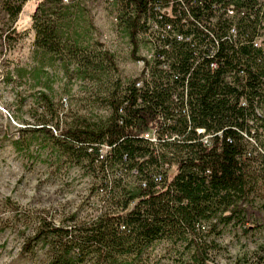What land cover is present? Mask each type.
Wrapping results in <instances>:
<instances>
[{"label":"trees","instance_id":"obj_1","mask_svg":"<svg viewBox=\"0 0 264 264\" xmlns=\"http://www.w3.org/2000/svg\"><path fill=\"white\" fill-rule=\"evenodd\" d=\"M25 1L0 0V9L14 22ZM33 1L35 48L89 81L107 112L76 117L54 138L60 156L93 177L92 213L57 223L36 214L21 254L39 248L43 264H145L164 241L187 256L183 264H207L216 248L209 236L228 224L264 225V0H107L130 59L142 61L130 79L91 35L85 0ZM20 35L7 29L2 42ZM27 128L53 137L42 123ZM153 131L156 142L142 138ZM4 202L25 228L28 215Z\"/></svg>","mask_w":264,"mask_h":264},{"label":"rangeland","instance_id":"obj_2","mask_svg":"<svg viewBox=\"0 0 264 264\" xmlns=\"http://www.w3.org/2000/svg\"><path fill=\"white\" fill-rule=\"evenodd\" d=\"M84 5L96 29L91 35L114 53L121 78L136 76L142 63L130 59L125 38L114 28L111 5L107 0H85ZM34 7L33 0H26L14 22L0 9V264H43L39 248L31 254L20 253L36 214L57 223L73 211L81 217L92 213L93 177L82 164L65 161L54 138L60 139L62 127L76 117L94 119L107 112L92 100L89 81L66 75L59 61L35 48L34 32L29 28ZM11 28L21 35L2 42L4 31ZM139 54L148 56L149 51L141 46ZM39 93L46 95L50 105ZM56 119L58 128L54 127ZM41 123L50 128L53 137L27 128ZM5 198L28 215L25 228L15 221ZM257 219L264 222V208ZM207 239L216 243L207 264H258L264 225L244 232L239 225L228 224ZM179 251L160 241L143 260L145 264H183L187 256Z\"/></svg>","mask_w":264,"mask_h":264},{"label":"built area","instance_id":"obj_3","mask_svg":"<svg viewBox=\"0 0 264 264\" xmlns=\"http://www.w3.org/2000/svg\"><path fill=\"white\" fill-rule=\"evenodd\" d=\"M67 1L68 0H62V3H67ZM157 9H159V8H157ZM147 57H150V55H148ZM141 63H142V61H140ZM141 68H142V66H141ZM145 75H147L146 73V70H145ZM136 85H139V83H137ZM61 100H62V102L65 104L66 103V98L65 97H62L61 98ZM196 131H197V133H202V129H196ZM142 138L143 139H146L147 141H149V142H156V136H155V134H154V131L153 132H150V133H144L143 135H142ZM201 142L203 143V144H208L209 143V141H210V135H203L202 137H201ZM107 150H108V147L107 146H102L100 149H99V157H102L106 152H107ZM161 169L164 171H166V170H168L169 169V167H168V165L166 164V163H162L161 164ZM153 180H154V182L157 184L156 185V187L158 186V183L160 182V180H161V176L160 175H155L154 177H153Z\"/></svg>","mask_w":264,"mask_h":264},{"label":"crops","instance_id":"obj_4","mask_svg":"<svg viewBox=\"0 0 264 264\" xmlns=\"http://www.w3.org/2000/svg\"><path fill=\"white\" fill-rule=\"evenodd\" d=\"M34 9V8H33Z\"/></svg>","mask_w":264,"mask_h":264}]
</instances>
